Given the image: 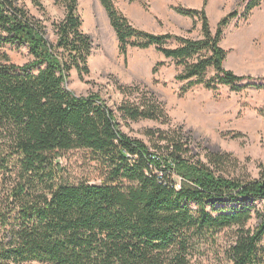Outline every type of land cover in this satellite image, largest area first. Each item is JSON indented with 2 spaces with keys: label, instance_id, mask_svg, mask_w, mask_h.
<instances>
[{
  "label": "trees",
  "instance_id": "obj_1",
  "mask_svg": "<svg viewBox=\"0 0 264 264\" xmlns=\"http://www.w3.org/2000/svg\"><path fill=\"white\" fill-rule=\"evenodd\" d=\"M17 2L0 0V31L26 46L31 62L17 66L6 55L0 62V264H204L199 259L209 254L215 264H264V174L234 176L220 154L193 160L186 139L171 130L147 132L152 147L128 137L122 124L166 119L162 104L138 87L121 89L125 99L114 110L99 95L78 98L64 90L71 70L80 78L89 74L92 44L81 30L77 1L61 0L65 14L53 23L54 45ZM31 2L43 9L41 0ZM262 3L241 0L214 33L204 8L175 7L201 22L202 39L192 40L138 29L113 0H100L121 55L153 48L183 66L175 78L186 83L183 91L221 85L235 92L264 86L242 85L250 78L223 68V32ZM210 70L214 75L206 79ZM75 150L89 152L99 184L67 182L58 160ZM172 177L180 179L178 187ZM223 198L260 202L256 226H249L253 206L213 208L216 215L207 210L208 201ZM222 231L231 232L230 243L201 252L200 242Z\"/></svg>",
  "mask_w": 264,
  "mask_h": 264
},
{
  "label": "rangeland",
  "instance_id": "obj_2",
  "mask_svg": "<svg viewBox=\"0 0 264 264\" xmlns=\"http://www.w3.org/2000/svg\"><path fill=\"white\" fill-rule=\"evenodd\" d=\"M78 14L82 22L81 30L91 40L92 49L87 66L89 74L79 77L71 70L64 90L78 98L99 95L106 105L115 109L125 96L124 88H139L155 97L164 108L163 121L141 120L121 125V130L128 137L144 142L152 147V139L147 132L174 131L188 143V155L193 160L206 161L209 154L227 156L228 167L232 175L257 180L264 174V90L251 87L235 92L226 86L218 85L217 89L207 90L196 86L183 91L186 83L176 81V76L183 71V66L170 59H165L153 48L140 50L128 48L124 57L119 53L115 34L110 27L107 14L100 0H76ZM241 0L227 2L222 8L207 12L204 8L211 32L214 33L218 22L235 11ZM28 14L41 22L45 27V40L54 45L56 35L53 23L64 18V7L61 0H41L42 10L35 7L31 0H18ZM114 7L136 28L152 34H171L192 40L202 39L201 22L176 17L174 8L164 12V16L149 17L150 6L146 0L129 2L113 0ZM243 7L239 8L242 12ZM158 10H155L157 13ZM175 48L173 42L167 43ZM220 47L226 52L223 68L238 77L250 78L241 84H259L264 86V3L253 9L246 18H235L229 22L223 32ZM6 55L11 64L24 66L31 62L28 48L12 41L7 33L0 31V62ZM157 63H163L155 75L152 69ZM214 75L208 71L206 79ZM137 94V93H133ZM135 97V96H134ZM63 168L68 183L77 184L89 181L99 184L95 179L94 163L89 160V152L75 150L63 154L58 160ZM179 186L180 179L172 177ZM214 206V207H213ZM253 206V219L250 227L256 226L262 206L251 200L228 202L219 199L207 202V210L216 215L215 209H238ZM214 208V210H212ZM196 210L195 206H191ZM254 214V212H256ZM213 241L202 240L201 252L208 253L211 248L227 246L231 241V232L222 231L214 234ZM208 242V243H207ZM204 264H215L214 257L199 259ZM30 264H39L36 262Z\"/></svg>",
  "mask_w": 264,
  "mask_h": 264
},
{
  "label": "crops",
  "instance_id": "obj_3",
  "mask_svg": "<svg viewBox=\"0 0 264 264\" xmlns=\"http://www.w3.org/2000/svg\"><path fill=\"white\" fill-rule=\"evenodd\" d=\"M147 4L150 6L149 12L147 15L151 18H153L151 15L155 16L156 18L164 16V12L169 8H174L177 5H181L185 8H195L199 9L202 7L204 0H146ZM235 2L236 0H207V12L211 11L215 8H222L223 5L227 2ZM155 10H158L157 13H155ZM176 17H179L181 19H187L188 17H183L175 12ZM192 22V20L190 19Z\"/></svg>",
  "mask_w": 264,
  "mask_h": 264
}]
</instances>
